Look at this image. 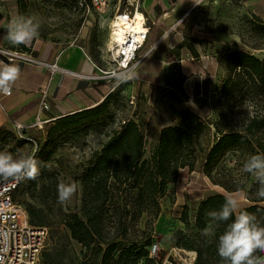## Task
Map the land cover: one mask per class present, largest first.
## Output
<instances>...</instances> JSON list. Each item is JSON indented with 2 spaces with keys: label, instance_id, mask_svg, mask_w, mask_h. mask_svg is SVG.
Wrapping results in <instances>:
<instances>
[{
  "label": "rangeland",
  "instance_id": "obj_1",
  "mask_svg": "<svg viewBox=\"0 0 264 264\" xmlns=\"http://www.w3.org/2000/svg\"><path fill=\"white\" fill-rule=\"evenodd\" d=\"M125 1L120 0L122 4ZM16 2L19 16L32 17L40 22V40L55 44L58 48L76 40L87 49L102 70L110 69V65L104 61L108 13L98 17L96 13L85 12L77 0ZM178 27L176 30L182 31V41L204 56L203 63H199V72L193 73L191 67L184 66L187 77L183 79L180 69L174 66L172 86L166 82L155 83L158 81L154 79L122 83L114 91L109 107L111 116H105L96 124L86 121L77 129L58 130L50 136L33 134L44 141L42 152L36 157L40 162L39 175L34 180L24 179L14 194V200L26 211L29 208L36 210L37 217L42 219V226L47 229L41 264H89L90 261L84 258L86 250L63 236V225L58 224L59 210L79 211L80 177L90 165L95 152L109 141L112 130L118 129L125 118H133L141 124L148 150L163 126L177 124L176 109L189 108L202 119L223 129L239 127V118L243 116H250L256 111L264 112V100L253 96L249 98L246 94L233 97L224 95L222 88L230 72L231 51L246 50L258 58H264V0H199ZM96 74L101 73L98 71ZM44 130L45 126L42 125L40 133ZM211 130L214 132V127ZM212 137L211 134L210 139ZM34 148L33 141L21 145H16L11 138L0 141V150L14 154L17 150L32 153ZM224 162L226 168L233 164L227 160ZM61 181H75L78 185L76 194L63 205L58 203L57 192V185ZM236 192L242 194L240 208L247 205L245 191ZM214 193L227 194L221 186L211 183L201 171L200 164L192 171L180 169L176 182L168 186L160 199L158 217L149 226L152 229V244L158 248L156 254L151 256L155 263L164 264L172 260L179 264L178 260L189 259L190 250L176 246L173 239L176 230L195 231L181 222L182 209L186 207L191 227L200 200ZM145 219L143 215L141 228Z\"/></svg>",
  "mask_w": 264,
  "mask_h": 264
},
{
  "label": "trees",
  "instance_id": "obj_2",
  "mask_svg": "<svg viewBox=\"0 0 264 264\" xmlns=\"http://www.w3.org/2000/svg\"><path fill=\"white\" fill-rule=\"evenodd\" d=\"M178 46H185L198 56L191 45L181 41ZM229 56L230 72L222 86L224 95L246 94L249 98L264 100V58L246 50H233ZM116 88L98 104L56 118L50 128L49 125L45 127L44 135L77 129L86 121L98 123L110 115L109 107ZM174 114L177 124L163 126L148 150L141 124L133 118H125L118 129L112 130L109 141L95 152L80 177L79 211L59 210L58 224L63 225V236L86 250L84 258L89 264H157L149 255L152 245L149 226L158 217L160 199L168 186L176 182L180 169L192 171L197 164L212 184L221 186L227 193L245 191L248 204L239 210L254 213L264 225V198L256 196L259 185L253 176L242 171L249 156L264 153V112L243 116L239 118V127L228 129L202 119L186 107L174 110ZM8 138L14 139L16 145L32 141L19 138L15 130L0 126V141ZM33 139L37 157L44 141ZM224 160L232 162V166L226 168ZM224 196V193H214L200 200L191 227L186 207L182 209L181 222L195 231L176 230L173 239L176 246L195 252L193 264H222L216 252V238L202 236L201 230L208 223L206 213L218 210L224 203ZM27 214L31 224L42 226L36 210L29 208ZM143 215L146 219L141 228ZM223 228L221 225L217 236ZM256 255L264 256V253Z\"/></svg>",
  "mask_w": 264,
  "mask_h": 264
},
{
  "label": "crops",
  "instance_id": "obj_3",
  "mask_svg": "<svg viewBox=\"0 0 264 264\" xmlns=\"http://www.w3.org/2000/svg\"><path fill=\"white\" fill-rule=\"evenodd\" d=\"M198 1L142 0L140 11L147 25L150 26L146 46L156 42L164 30L174 24L179 26ZM243 1L251 2L252 0ZM16 16H19L16 0H0V46L30 51L40 61L56 63L60 68L51 73L45 65L0 59L7 64L18 65L21 69L11 95L0 94V126L14 130L13 121H17L24 125L25 134L34 138L35 132L38 135H44V131L40 133L41 128L33 125L37 115L43 120L42 125L46 127L60 116L92 107L112 91L114 80L92 78L98 72L95 65L99 66V64L83 45L76 43V40L61 48L39 38L28 45H11L3 37L8 21ZM182 39V31L176 30L158 44L149 57L139 65L137 81L154 79L158 81L155 83L166 82L172 86L174 66L180 69L183 79L187 77L183 70L184 66L191 67L193 73L199 72L201 67L199 63H203L204 56L198 54L197 50L195 51L198 56H194L187 47H179ZM43 88L47 91L48 108L39 111Z\"/></svg>",
  "mask_w": 264,
  "mask_h": 264
},
{
  "label": "clouds",
  "instance_id": "obj_4",
  "mask_svg": "<svg viewBox=\"0 0 264 264\" xmlns=\"http://www.w3.org/2000/svg\"><path fill=\"white\" fill-rule=\"evenodd\" d=\"M40 26V22L32 17H13L6 25L3 39L14 46L28 45L39 37ZM138 68L139 63L123 65L108 75L115 81V86H119L121 83L138 80ZM20 72L18 65L0 61V94L11 95ZM21 127L22 125L17 124L18 129ZM39 164L34 152L17 150L14 154L0 150V179L34 180L39 175ZM242 171L255 178L259 185L256 196L264 198V153L249 156L242 165ZM77 189L75 181L59 182L58 203L63 205L69 201ZM241 197L239 192L225 194L224 203L220 208L206 213L209 219L207 226L201 230V235L216 238V252L222 264H264V256L256 255L257 252L264 253V225L254 213L239 210ZM221 225H224L223 231L217 236Z\"/></svg>",
  "mask_w": 264,
  "mask_h": 264
},
{
  "label": "built area",
  "instance_id": "obj_5",
  "mask_svg": "<svg viewBox=\"0 0 264 264\" xmlns=\"http://www.w3.org/2000/svg\"><path fill=\"white\" fill-rule=\"evenodd\" d=\"M79 6L88 13H96L98 17H103L108 13L109 22L107 26L108 35L114 33L111 29V22L118 20L120 17H127L126 20L133 21L136 19V14L142 16L143 31L137 33L138 38H128L125 44L118 45L114 42L112 45L109 42L106 45L105 63L110 65V69L102 70L99 66L95 68L100 71V75H93V79H111L108 73L121 68L123 65L131 66L134 63L139 65L149 57L151 51L157 47L170 33L176 32L178 24H174L167 30H164L158 40L151 46H146L150 26L147 25L144 15L141 13L142 0H126L124 4L120 0H77ZM114 48L116 49L115 51ZM0 59L7 61H19L34 65H45L51 73L60 70L56 63H45L37 59L32 52L11 49L0 46ZM114 86L111 90L115 88ZM47 91L43 88L41 91L40 110L48 108ZM17 124L22 125L17 128ZM43 120L37 115L34 126L41 128ZM14 130L19 138H27L35 142L33 138L28 137L23 131L24 125L13 121ZM23 179L19 181L0 179V264H41L40 254L44 240L47 235V229L44 226L34 225L29 222L26 209L14 200L13 194ZM157 245L152 244L149 248V255H155ZM188 260H178L179 264H193L195 260V252L190 251ZM164 264H176L172 260H167Z\"/></svg>",
  "mask_w": 264,
  "mask_h": 264
},
{
  "label": "bare ground",
  "instance_id": "obj_6",
  "mask_svg": "<svg viewBox=\"0 0 264 264\" xmlns=\"http://www.w3.org/2000/svg\"><path fill=\"white\" fill-rule=\"evenodd\" d=\"M110 26L114 33L108 35L107 31L105 39L106 45L109 42L111 43L110 45H112L114 42H117L118 45H122L125 44V42L130 37L133 39L138 38V40H140L139 35L136 34L142 32L144 29L142 26V16L139 13L136 14V19L131 22L123 19V17H120L118 20L116 19L112 21ZM115 50L116 49L114 48L113 51Z\"/></svg>",
  "mask_w": 264,
  "mask_h": 264
},
{
  "label": "snow or ice",
  "instance_id": "obj_7",
  "mask_svg": "<svg viewBox=\"0 0 264 264\" xmlns=\"http://www.w3.org/2000/svg\"><path fill=\"white\" fill-rule=\"evenodd\" d=\"M123 19H125V20H126V19H127V17H124Z\"/></svg>",
  "mask_w": 264,
  "mask_h": 264
}]
</instances>
